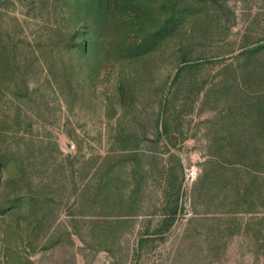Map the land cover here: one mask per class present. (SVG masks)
<instances>
[{"label":"rangeland","instance_id":"374dc122","mask_svg":"<svg viewBox=\"0 0 264 264\" xmlns=\"http://www.w3.org/2000/svg\"><path fill=\"white\" fill-rule=\"evenodd\" d=\"M237 117L264 0H0V264H264L206 161Z\"/></svg>","mask_w":264,"mask_h":264},{"label":"trees","instance_id":"16d2710c","mask_svg":"<svg viewBox=\"0 0 264 264\" xmlns=\"http://www.w3.org/2000/svg\"><path fill=\"white\" fill-rule=\"evenodd\" d=\"M255 103L261 104V100ZM218 142L219 162L206 161L209 169L218 166L222 174V162L229 165L230 173L222 177L228 195L234 201L229 212L256 213L255 210L260 208L264 214V119H232V124L219 136ZM197 184L200 188L201 181L198 180ZM193 185L194 189L196 184ZM175 212L176 206L171 214Z\"/></svg>","mask_w":264,"mask_h":264}]
</instances>
